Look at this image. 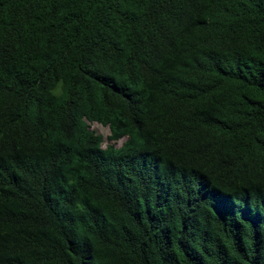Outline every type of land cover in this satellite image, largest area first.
<instances>
[{"label": "trees", "instance_id": "trees-1", "mask_svg": "<svg viewBox=\"0 0 264 264\" xmlns=\"http://www.w3.org/2000/svg\"><path fill=\"white\" fill-rule=\"evenodd\" d=\"M0 264H264V0H0Z\"/></svg>", "mask_w": 264, "mask_h": 264}, {"label": "rangeland", "instance_id": "rangeland-1", "mask_svg": "<svg viewBox=\"0 0 264 264\" xmlns=\"http://www.w3.org/2000/svg\"><path fill=\"white\" fill-rule=\"evenodd\" d=\"M89 129L93 132H95L98 135H101L103 137V147L113 145L115 147H120L124 141L127 139V137L121 138L117 141H110L108 139V136L110 134L109 127L104 126L97 122H88Z\"/></svg>", "mask_w": 264, "mask_h": 264}]
</instances>
